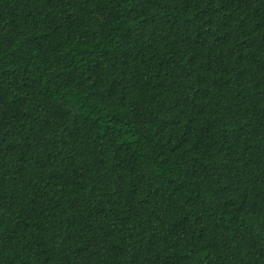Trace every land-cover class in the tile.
<instances>
[{
  "label": "trees",
  "instance_id": "trees-1",
  "mask_svg": "<svg viewBox=\"0 0 264 264\" xmlns=\"http://www.w3.org/2000/svg\"><path fill=\"white\" fill-rule=\"evenodd\" d=\"M0 264H264V0H0Z\"/></svg>",
  "mask_w": 264,
  "mask_h": 264
}]
</instances>
